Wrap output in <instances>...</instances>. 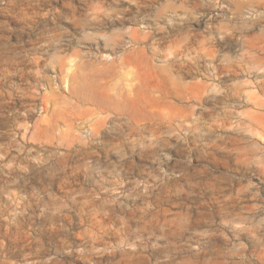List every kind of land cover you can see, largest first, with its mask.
<instances>
[{
	"label": "clouds",
	"instance_id": "1",
	"mask_svg": "<svg viewBox=\"0 0 264 264\" xmlns=\"http://www.w3.org/2000/svg\"><path fill=\"white\" fill-rule=\"evenodd\" d=\"M0 264H264V0H0Z\"/></svg>",
	"mask_w": 264,
	"mask_h": 264
}]
</instances>
